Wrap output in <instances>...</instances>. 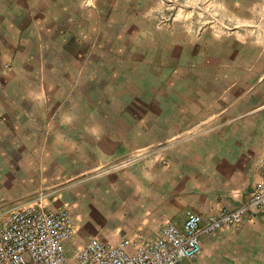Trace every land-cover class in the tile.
Wrapping results in <instances>:
<instances>
[{"label": "crops", "instance_id": "obj_1", "mask_svg": "<svg viewBox=\"0 0 264 264\" xmlns=\"http://www.w3.org/2000/svg\"><path fill=\"white\" fill-rule=\"evenodd\" d=\"M59 1L1 19L0 211L66 206L76 224L69 243L84 245L155 234L166 221L181 225L189 209L244 203L264 156V103L251 105L256 51L235 58L186 49L185 40L177 53L167 32L145 49L101 0L86 12ZM246 67L248 79L237 78ZM263 220L264 209L237 232L204 236L200 264L208 244L253 260Z\"/></svg>", "mask_w": 264, "mask_h": 264}, {"label": "built area", "instance_id": "obj_2", "mask_svg": "<svg viewBox=\"0 0 264 264\" xmlns=\"http://www.w3.org/2000/svg\"><path fill=\"white\" fill-rule=\"evenodd\" d=\"M264 209V156L248 199L234 209L201 214L187 210L184 222L162 223L155 234L125 236L104 242L93 236L68 253L76 224L66 206L42 204L0 211V264H200L203 237L222 229L234 232Z\"/></svg>", "mask_w": 264, "mask_h": 264}, {"label": "rangeland", "instance_id": "obj_3", "mask_svg": "<svg viewBox=\"0 0 264 264\" xmlns=\"http://www.w3.org/2000/svg\"><path fill=\"white\" fill-rule=\"evenodd\" d=\"M44 7L57 8V0H34ZM77 3L85 5L86 8L98 4L95 0H76ZM32 0H0V25L4 15H12L18 18L20 5L28 12L34 9ZM99 2V1H98ZM104 9L119 15L122 21L119 23L125 26L129 36L139 34L142 37L144 48H154L153 35L164 32L170 33L172 37V49L177 53L185 49L181 44L185 41L186 49H218L233 53L234 57H240L248 50L256 51L255 58L251 65V96L252 108L264 103V65L258 64L264 55V0H101ZM129 18V19H128ZM155 29V34H154ZM1 33V32H0ZM16 34V32H14ZM12 33L13 41L17 44L19 36ZM17 35V34H16ZM186 35V39L183 36ZM182 38V39H180ZM3 39L0 38V43ZM44 38H40L41 48ZM151 45V46H149ZM44 48V47H43ZM44 60L50 61L49 53L40 55ZM237 61V59H236ZM9 66V65H8ZM246 74L248 79V67L246 71L238 70L237 78ZM248 88V86L246 87ZM264 222V220H263ZM84 245L68 244V253L73 254ZM206 264H264V247L259 246V251H253L249 256L253 260H245L235 255L233 248L229 250L222 247L219 254H213L210 244L204 246ZM229 253L232 255H229ZM244 254V257L247 254ZM255 254H259L257 262ZM202 256V254L200 255ZM234 256V257H233Z\"/></svg>", "mask_w": 264, "mask_h": 264}]
</instances>
